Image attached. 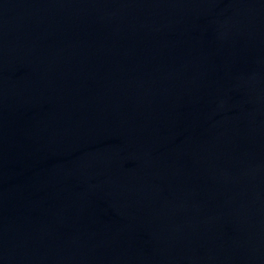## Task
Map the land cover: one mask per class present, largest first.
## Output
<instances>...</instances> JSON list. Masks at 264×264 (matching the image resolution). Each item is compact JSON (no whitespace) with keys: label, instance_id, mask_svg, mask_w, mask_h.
Listing matches in <instances>:
<instances>
[{"label":"water","instance_id":"water-1","mask_svg":"<svg viewBox=\"0 0 264 264\" xmlns=\"http://www.w3.org/2000/svg\"><path fill=\"white\" fill-rule=\"evenodd\" d=\"M0 264H264V0H0Z\"/></svg>","mask_w":264,"mask_h":264}]
</instances>
